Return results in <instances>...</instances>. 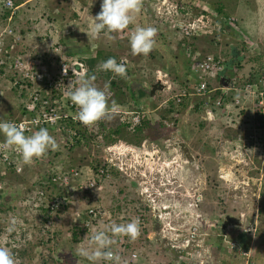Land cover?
Wrapping results in <instances>:
<instances>
[{"label": "clouds", "instance_id": "9594fccd", "mask_svg": "<svg viewBox=\"0 0 264 264\" xmlns=\"http://www.w3.org/2000/svg\"><path fill=\"white\" fill-rule=\"evenodd\" d=\"M182 2H185V0H180ZM1 2V0H0ZM8 6H11V0H7ZM158 2V1H157ZM160 3L165 4L167 1L161 0ZM143 6V0H102L101 6H100V12L92 14L91 16V24H90V34L93 36L91 38H94L95 40H98L101 35H103L108 40H115V36L113 34H119L120 36L127 37V33L130 34L129 42H130V48L133 55H142L147 57L156 47L157 44V35H158V29L157 27L161 25V23H165L166 20L162 19L161 17L164 16V14L161 13V8H157L153 10V15L148 14V18H151L152 20V26H139L136 25L132 29L129 28L130 25H134L136 22V17L141 12ZM175 7V6H174ZM21 6L17 4L16 0H12V8L11 9H4L1 7L0 4V11L4 12L3 18H8V21H11L12 19L18 17V11H20ZM14 13L12 14V12ZM204 11H202L203 13ZM177 13V11H172L171 13H167L168 15L174 16ZM199 13L200 15V21H204V25L206 22L210 21V25L214 22L217 26L218 30L221 31V23L225 24V20L223 17H220L219 24H217L215 21L208 20V17L205 16V14ZM206 13V12H205ZM95 16V17H94ZM206 17V19H205ZM154 18L155 20H153ZM214 18H216L214 16ZM198 21H194L195 25L194 28L201 33L203 32L204 28L200 26L199 18H196ZM15 19L14 21H16ZM214 20V19H213ZM149 22V20H148ZM185 22H179L176 27L179 28L181 37L183 40L193 39L195 38L192 36L191 38H186L183 36L181 29L182 25ZM227 23H229L230 28H236L237 23L235 19L232 17H228ZM8 24V23H7ZM15 27V26H14ZM132 27V26H131ZM9 30L12 31V34H9L10 36L13 35L15 30L12 27L7 26L6 29H3L1 34H5V32H8ZM225 32V31H224ZM236 32V31H235ZM7 36V35H6ZM14 38L15 35H13ZM91 38L87 39L88 42L91 40ZM180 39V38H179ZM248 38L246 35H244V41ZM181 41V40H180ZM185 42V41H184ZM246 42V41H245ZM87 46H90V49H93V47H96L93 43L92 45L87 44ZM185 46L188 49H192L193 52L187 53V56L182 54V47ZM181 49H178L180 54L183 56V59L188 58L191 60V57L194 53H198L200 57H204L207 55H212L215 58H220V55H214L213 53H201L198 49L191 47L190 44L187 42L182 43ZM9 49L12 51L15 49L13 46L6 49H1L0 52V61L4 60V65L0 64V74H4L9 79V85L8 88V95L11 93H15L17 97V103H18V109H17V115H10L8 118H2L0 116V149H15L19 154L14 153L11 156L10 164L7 166H3L0 168V185H1V179L7 177L9 174H12L16 167L20 164L21 161L22 164L34 166L33 164H40L37 161L40 159H43L47 156L48 152L56 151L58 150L59 146L61 147V144L59 141H57L56 137L53 136L47 128L41 127L37 131H33L31 135H26V128L24 124H16L14 122H10V119H18L21 116L20 111V99L18 96L17 87L13 85L15 79L19 74L17 72H14L8 70V66L16 60L14 58L13 53H10ZM78 50L82 51L84 54L78 53L75 55V52H78ZM66 49L65 56L68 58H74L80 61L84 69L86 70V73L84 75H81L79 77L78 86H75L74 88L68 90L65 94L68 97V99L71 101V103L76 106L77 112L75 114V118L78 120L79 123H81L85 127H95L100 122L106 121L109 119H114L115 121H118L116 127H120L123 132H127L129 135H133V137H137L136 141L142 142L144 146L142 148L138 145H135V143L125 142L126 144L133 145L140 149L139 153L135 154L131 151H126L131 153L133 156L131 157V162H129V167L122 168V165H127L126 162L120 161H114L113 159H107L104 158V162L100 167L106 168L110 165L111 160L115 162V167L111 166V172L119 175L120 177H124L125 179L128 178V181L130 182V186H128V190L121 195L123 198H127V201H123L120 207L118 208V213L120 212L121 215L124 213L123 204L124 202H128L130 206L134 204L133 213L134 215L127 214V216H123L124 219L122 221L126 223H118L117 216L116 223H112L109 226H106L103 230H96L91 235L88 241V247H80L78 249V254L85 259H87L90 264H149L148 261H153L156 263V260L144 258L142 255L139 254L140 249L134 250L133 244L134 242L140 237V235L143 237V239L147 240L148 246L150 245V239L155 241L156 248L158 250V253L166 258L165 263L168 264H176V262L179 261L180 258L186 259V254L191 253L189 255V260L186 261L184 264H208L211 259V253L213 251V242L217 239H221V237H224L228 242H223V249L226 252V260H231L233 262H237V264H244L245 258L241 256L242 251H249V264H256L259 263L258 259L255 257V252L258 251L259 247H261L264 241L260 238L255 240V234H256V220H258L257 216L255 215L254 223L251 222L246 223V220H248L247 215L240 213L239 215H235L234 213L231 214L232 206L228 205V203H223L224 205H228L227 209L225 208L224 212H221L218 215H213L211 219L206 216H202V211L200 210L199 200H200V192L197 190L196 193H192V197H190V193L185 190L183 183L182 176L185 174L186 171L184 169V166L186 164H183L185 160H181L182 155L179 153V144L183 143L185 147L188 148L189 151H192L193 149L189 146L188 141H190L189 137H179L176 136V133H178L183 129H187L188 121L190 120V115L198 118L195 122L194 130L202 128L204 124L209 125L210 127H215L217 125V128L220 130V138L217 142V145L213 147L212 149V159L213 158V151L216 150L217 155L220 156V149H224V153L222 155L224 157H227V164L230 163L229 161H233L236 163V165L243 163L246 165V161L250 165H253L254 161H259L261 170V176L260 179L257 180V189L258 194L255 196H252V200H255L256 204L261 203L264 207V196L262 195L264 191V110L262 108H258L255 102H252V95H250V91H252L254 88L261 89V84L257 83L259 79L264 78V64H262V67L258 68H252L248 67V65H242L241 60L243 59V56H238V51L235 49L230 50V59L229 61L224 60V71L221 73V76H217L216 85H219V87L226 90V88H231L232 84L239 88L240 90V96L242 98L241 105L237 106L232 110L230 114L221 113V110H218V113L214 112L213 110H208L207 112L204 111V109L201 106V101L198 98H183V103L180 104V106L175 107L173 100H169L167 104H163V102L169 97H173L180 89L184 86L185 82L188 80V78L191 76V71L189 73H185V75H182V81L181 83H177L174 81H171L168 79V75H165L161 73L159 70L158 74L155 75L156 79L154 82L146 83L145 80L142 83H138L139 86L137 89L129 88L130 91H127L125 94L129 99L127 102H115L113 98V92L110 91V84L105 83L103 88L97 86L96 84V75L92 74L94 71H98L99 68L101 71L111 72L115 76H118L122 79H127V68H129V64H132L131 68H134L133 61H129L128 59L121 58V59H115V58H109L106 61H102L101 65L96 66V63L98 60H100V57L97 56L98 60H95L94 63L91 65H88L87 61L90 59H96V54L100 53L99 50L94 52L93 54H90L88 52L89 49ZM246 50V49H244ZM257 50V49H256ZM18 53V52H16ZM246 56V55H245ZM8 57H11L13 59L9 60L6 59ZM58 61V58L56 59ZM86 61V62H85ZM44 62L47 65V60H41V63ZM227 62H230L229 65H227ZM236 62V63H235ZM248 62V61H247ZM235 63V64H234ZM95 64V65H94ZM40 65V63H39ZM38 65V66H39ZM44 66L42 63L39 66V69ZM189 67H190V61H189ZM31 68V67H30ZM248 69L249 74H245L243 72V69ZM34 69L30 70L33 72ZM17 71V69H16ZM92 74V75H91ZM247 75V76H246ZM163 78L165 80H163ZM176 81V79H174ZM160 82L164 87L161 91H156L155 94L150 97L149 91L151 89V85ZM224 83L226 85H224ZM114 84V83H111ZM254 87V88H248V86ZM256 85H259L260 87H256ZM174 86V88H173ZM143 87L147 91V96L145 98L143 97H137L133 98L130 96V92L132 90L136 91ZM167 87H169V90H167ZM124 91V90H123ZM224 91V90H223ZM165 93L163 94L164 99L157 105L155 108L148 109V104L152 101L153 103L156 101L154 100L156 98V94L158 93ZM121 93L122 97L123 94ZM139 93V92H138ZM161 93V94H162ZM228 93L233 96V91H228ZM2 93H0L1 95ZM7 95V92L5 93V96ZM4 96V97H5ZM155 97V98H154ZM112 98V99H110ZM142 98V99H141ZM244 98L246 100H244ZM195 100H197L195 102ZM111 101V102H110ZM149 102V103H148ZM189 102V103H188ZM171 104V107L169 106ZM146 105L148 108L146 109ZM182 105V106H181ZM256 105V106H255ZM145 106V109L143 108ZM135 107H137V110H141L143 113L140 116V123L138 126L135 127V131L132 133L130 132L127 127H129V124L121 123L120 118L123 115L122 112L127 110H134ZM140 108V109H138ZM224 107L222 108L223 111ZM116 111H120L122 114H118ZM176 112L177 118L175 116H172L171 114L173 112ZM157 113L156 119L154 118V122L158 123L163 127V129H168L170 132V136L168 138H164V141L166 139H169L171 136H175L178 138V141L176 142V146L173 147V149H167L164 148V150H159L158 147H156L155 141L159 142L162 138L159 139H148L145 136L144 131H146V128L150 127L151 121L150 116L151 114ZM158 119V121H157ZM153 120V119H152ZM130 121V120H129ZM163 121L165 123H163ZM221 123L222 128H220L219 123ZM149 123V124H148ZM173 123V126H168L169 124ZM216 124V125H215ZM193 126V123H191ZM121 131V132H122ZM231 131V132H229ZM99 132V133H98ZM233 132V133H232ZM225 133V134H224ZM83 139L84 142L80 144V142L77 145H74V147H78L79 145L82 147H86L88 136L93 137H101L104 141L105 138L101 134L99 130V126L93 130V131H84L83 133ZM229 135V136H228ZM188 138V139H187ZM117 139V140H116ZM121 141L119 138H114L115 144L117 142ZM115 144H113L111 147H107L106 150L113 151L115 149ZM147 145L149 149H144V147L147 148ZM74 147L70 148L73 149ZM102 151L105 149V145L102 146ZM63 148V147H61ZM227 148H230L231 152L230 154H226L225 150ZM232 148V149H231ZM70 149H65V151H69ZM161 149V148H160ZM167 150H176L177 156L176 159L170 164V167L158 166L153 162V159L156 156H159V154H154L155 150H157L159 153H166ZM201 149V148H200ZM250 150L254 151L253 155H250ZM166 151V152H165ZM238 151L241 152L240 156L235 155ZM249 151V153H248ZM151 153V154H149ZM191 155L194 158L197 157L199 153H192ZM203 154V152L201 151ZM143 154L148 155L147 163L143 162L139 157H143ZM205 155V153L203 154ZM207 159H211L207 154ZM215 156V155H214ZM136 157V158H135ZM218 158V164L221 165ZM240 160L237 162V159ZM216 162V161H213ZM58 164V162H54V164ZM181 164V167L179 169V165ZM203 163H207V161H204ZM56 164V165H57ZM189 164V163H188ZM226 164V165H227ZM63 167L73 168L77 167L76 165H70L69 164H61ZM59 166V165H58ZM178 166V168L175 169V167ZM197 169L199 167L196 165ZM235 166V164H234ZM78 168V167H77ZM96 170L99 167H93ZM121 168V169H120ZM183 168V169H182ZM40 169H46V175L40 176L39 181H36V184L33 185L36 188L35 196L31 197L32 203H34L35 200L41 201V199L45 200V203H42L41 205L38 203H34L32 207L34 208V211H37L38 208L42 209V207L45 205L47 210L44 211L47 212L48 217L50 215H54L57 212L64 209L66 204L69 202L70 197H75L76 193H79L80 191L85 192L87 190H91L93 188H89L87 186V182L81 181L83 183V187L87 186V189H77L75 188L74 192H72L67 202L64 205H61L57 210L51 211L50 210V202L53 199V189L50 191L48 182L46 180L48 176V164L41 165ZM135 172H133L132 170ZM182 169V172H180ZM198 169V170H199ZM252 169L258 170V166H254ZM82 172V175L91 173L92 171L89 169L87 173H84L82 169H80ZM183 170H185L183 172ZM129 171V173H128ZM179 171V172H178ZM198 172V171H197ZM201 172V171H200ZM187 174V171H186ZM186 174L184 176H186ZM182 175V176H181ZM37 177V176H36ZM218 178L223 180V183L233 182L234 179L228 177V174H223L222 170H218ZM83 179V176H82ZM243 184V182H241ZM101 184V183H100ZM98 185V184H97ZM132 186V187H131ZM263 186V187H262ZM243 187H246L243 185ZM260 188V191H259ZM1 189V187H0ZM55 189V188H54ZM56 190V189H55ZM143 190H146V196L150 194V197L147 196L146 203L142 202L139 193H142L145 195V192ZM182 190V191H181ZM57 192V191H56ZM241 191H239L240 193ZM40 193L43 195L41 196ZM75 194V195H74ZM129 196V197H128ZM141 196V195H140ZM244 195H242L243 197ZM142 197V196H141ZM51 198V199H50ZM143 198V197H142ZM187 198L192 202V209L194 210H187L184 206V201ZM223 199H221L222 201ZM131 202L133 204L131 205ZM201 202V200H200ZM214 205H217L215 202H213ZM149 205V207L147 206ZM139 206V207H138ZM152 208V212H150V209ZM215 208V207H214ZM39 209V210H40ZM138 210L143 211V213L146 215L147 220L145 221L144 227L141 228V221L139 217L133 218L135 215H137ZM262 211V210H261ZM82 212V211H81ZM84 213V212H83ZM84 217L88 218V222H90V218L92 217V220L94 216L96 215L93 210L85 211ZM189 218L187 219L186 216ZM226 216H230L233 218L238 219L240 226H227L224 229H221V225L224 221V218ZM241 216V219L239 217ZM82 217V220L84 219ZM191 219V220H190ZM18 218H13L11 221V224L7 228L8 232H12L15 230V226L18 223ZM195 226L200 233V237L196 240H193L191 244L185 249L178 248L173 249L169 246V240L168 238L172 236L171 234L174 233V230L178 227L184 226L182 236H186L188 233V229H190L192 226ZM254 225V227L252 226ZM187 228V229H185ZM188 230V231H187ZM143 231L147 232V236L143 234ZM152 234V236H151ZM126 237V248L127 245H129V248H127L126 258L122 259L120 255L112 251V246L117 243L118 237ZM151 236V237H150ZM129 238V240H128ZM154 239V240H153ZM154 243V244H155ZM233 244V248L230 247V245ZM151 245H153L151 243ZM152 249H156L154 246H151ZM162 250V251H161ZM196 252V254H195ZM132 255H136L137 258L133 259ZM146 260V261H145ZM145 261V262H144ZM127 262V263H126ZM187 262V263H186ZM0 264H21V261L18 257V255L8 246L6 245H0ZM86 264V263H85ZM179 264V263H178Z\"/></svg>", "mask_w": 264, "mask_h": 264}, {"label": "rangeland", "instance_id": "374dc122", "mask_svg": "<svg viewBox=\"0 0 264 264\" xmlns=\"http://www.w3.org/2000/svg\"><path fill=\"white\" fill-rule=\"evenodd\" d=\"M160 1L161 0H143L142 10L136 17L135 24L130 25L133 27L136 25L152 26L153 23L152 20H150L151 18H148V14L153 15L154 9L161 8V13L164 14L161 18L165 19L166 22L163 24L161 23V25L157 27V44L147 57L132 54L129 33H127L128 39L124 36L122 38L119 33L113 34L116 37L115 40L110 41L101 35L98 40L94 41V38H91L88 42L85 28L79 29L76 22L81 23L79 21H83L82 15L84 13L82 14V12L85 8H89L90 5L93 4V0H16L17 4L21 6L20 11L17 12L18 17L8 21V18H3L5 13L0 11V33H3L1 31L9 26L15 30L13 35H15L16 38H14L13 35L10 36L8 32H5V34L1 35L0 44L2 46L0 47L1 49H6L13 46L15 51H11L10 49L9 51L13 53L14 58L17 60L18 69L16 72L19 75H21V71L22 73L32 69H34V72L38 71L39 66L42 64L41 60H47L49 53L56 55L57 51L55 52V49H60V51L64 53L66 49H89L88 52L90 54L99 50L100 60H98L96 66L101 65V60H105V58H115L118 60L125 58L129 61H133L135 65L134 68H131L132 64H129V68L126 66L127 70L129 69L127 72V79L115 76L111 72L101 71L100 68L98 71L92 72V74H95L97 77L95 81L97 86L103 88L105 83L111 85L109 90L113 92L115 102H127L129 97H127L125 93L130 91L129 88L137 89L139 86L138 83H142L144 80L146 83L154 82L156 79V71L161 70V67L164 68L167 66V70H162V73L168 75L171 81L181 83L183 73L180 75L179 67L184 65V59L178 49H181L182 43L185 42L190 44L191 47L201 51V53L220 55V57L226 61L230 59V50L235 49L236 51L239 50V57L243 56V59L240 61L242 65L258 68L260 66L262 67L261 63L264 64V32L262 33L264 30V20L262 22L253 21L248 17L247 19L249 20L243 23V18H246L247 13L257 16L258 13L261 12L258 19L264 18V15H262V12L264 14V0H261V2L259 0H185V2L180 0H166L167 3L165 4L160 3ZM172 5L175 7L173 8ZM219 8H222V15L224 14L235 19L237 23L236 27L243 23V34H247L248 36H246L248 38L246 42L243 38H240L239 34H237L233 28L225 30V32L219 31L214 22L210 25V21L203 25V32L201 33V31H199L194 36L195 38L188 40L182 39L179 28L175 26L177 23L189 22L194 19V21H198L196 18H199L200 21L202 19H200L199 13L204 11L202 14H205L208 20L214 21L213 19H215V22L219 24V19L222 16L220 15L218 18V14L216 13V9ZM172 11H177V13L174 16H167V13H171ZM84 12L86 14V11ZM213 14L216 18H214ZM15 19L17 20L14 21ZM152 19L155 20L154 18ZM200 22L204 24L205 20ZM200 22L198 23L199 25ZM257 24H259V28L255 27ZM246 25H248V28ZM93 43L96 47L90 49V46H87V44L92 45ZM96 56L98 55L96 54ZM27 62H33L34 66L31 68H23V65ZM13 63L14 61L11 65H13ZM174 63L178 64V69L175 68L176 65H174ZM91 67L93 66L91 65ZM243 72L249 74L247 68L243 69ZM1 75L2 74H0V76ZM36 76L37 73L34 77ZM6 77H0V93H2L0 95V105H3L6 97L9 96L8 88L10 85ZM174 79H176V81ZM163 80L165 79L163 78ZM111 83L114 84L112 85ZM6 92L7 95L5 96ZM134 92H130L129 94L136 96L137 100L139 95L137 92L134 94ZM121 93H124L123 97ZM161 93L162 92L157 94L154 103L152 101L150 103L148 102L149 108L146 105V109L153 110L155 106L164 99L165 96H163V94L165 93ZM196 101L197 100H195V102ZM143 108L145 109V106ZM7 112L9 113L10 111L7 110ZM156 117L157 113L151 114L150 121L152 125H150L149 128L147 127L146 131H144L146 132L145 136L148 139L168 138L170 132L168 129L165 130L161 125L154 122V118L156 119ZM190 117L192 118L188 121L187 127L194 130L193 127H195V122L198 118L192 115H190ZM106 122L109 123L108 126L112 125L113 127H116L118 123V121L112 118L106 120ZM191 123H193V126ZM219 126L222 128L221 123H219ZM208 127L209 125L204 124L202 128L194 130V133L191 132L192 135L188 143L193 149V152L196 151L199 153L197 157H199L201 161L199 162L200 169L198 172L196 171V174L194 173V181L193 178L181 175L183 178L182 185L188 194L190 193V197H192L193 192L196 193L197 190L200 192V210L205 212L208 217L210 215H218L220 211H227L228 205L232 206L231 214L234 213L235 215H239L242 213L245 216L247 215L248 220H246V223L251 222L253 224L254 219H252V217L254 218L255 215L258 214L257 216L259 217L258 220H256L257 226L254 237L255 240L256 238H261L264 241V207L262 206L261 208L260 201L256 204L255 200L251 198L258 194V191H256L257 180L260 179L262 170L258 165L260 162L256 160L253 165H250L248 161H246V165L244 162L238 165L233 161H229L230 163L228 164L226 161H223L221 165L218 164V162H213L215 160L212 159L211 152L219 141L220 130L217 128V125L215 127ZM119 139L125 142L131 141L132 143H138L136 141L137 137L129 135L126 131L121 132ZM95 141H97V137L92 138L88 136L86 147L81 148L79 145L69 151H65L64 147H59L57 151L50 150L45 158L37 161L40 164L35 163L33 164L34 166L30 168L28 167L29 165L22 164L20 161V164L12 174L2 178L3 180L1 179L0 187L2 189H0V195L8 192L12 197L7 203L0 198V245L10 247L18 255L21 264H38L41 257L46 259L49 255L58 258L57 264H82L83 262L81 260L84 259V257L78 254V249L80 247H88L89 238L94 231L103 230L106 226L116 223L115 217L117 215L127 216V214H135V212L133 213V208H135L133 202H131V205L133 204L132 206H130L128 202H124V213L122 215L120 212L118 213V208L122 202L127 201V198H123L121 195L128 190L130 182L128 178L125 179L114 173H112L109 179L102 183L100 182L101 184L99 183L93 189L85 192L80 191L76 193V195L74 194L75 197H72L74 201L72 202L69 200L67 207L54 215L48 217L47 212L45 213L40 208L34 211L32 207L34 203L40 205L45 203L43 199H41V201L35 200L34 203H32L30 199L32 196H35L37 188L33 185L36 184V181H39L40 176L46 175L47 173L46 169H40L39 171L38 168L41 167V165L50 163L54 168L58 166L53 165L56 161L60 165H67L70 163V165H76L79 169H82L84 173H87L89 169L93 171L92 168L95 166L100 167L104 162V158L113 159L114 161L118 159V162H126L127 165H122L123 169L125 166L129 167V163L132 164L129 162L133 156L131 153L119 149H114L110 152L106 150L107 147H111L115 144L114 141L105 139L104 151L91 147L94 146ZM201 151L203 154L205 153V155L200 153ZM206 154L211 157V159L208 160ZM253 154L254 151L250 150V155ZM213 158L215 159L214 155ZM235 160L238 162L240 159L237 158ZM204 161H207V163H203ZM254 166H258V170L252 169ZM219 168L222 170L223 174H228V177L233 178L234 181L223 183V180L218 178ZM184 173L186 174V171ZM241 182H243V184ZM243 185L246 187H243ZM3 190L4 193L2 194ZM239 191L241 192L239 193ZM242 195L244 196L242 197ZM184 199L185 209L194 210L192 209V202L187 198ZM221 199L223 200L221 201ZM213 202L217 205H214ZM223 203H228V205H224ZM225 208L227 210H224ZM262 209L263 211H261ZM88 210H93L96 215L93 220L92 217L90 218L89 226L86 229L87 231H84L82 236H78V245L72 247L70 243V238L73 237L71 230L74 228V224L76 222H81L82 217L85 215L79 217V212L82 211V213H85V211ZM14 217L18 218L19 222L15 226L14 231L8 232L7 228ZM186 218L189 219L187 216ZM252 226L254 227V225ZM76 229L77 230H74V232L81 233L80 230H78L80 229L79 226ZM144 235L147 236V234ZM62 241L66 242L65 246L68 247L67 250L63 249V251H61L62 249H59ZM151 243L153 245H151ZM154 243L150 239V245L147 246L149 248H151V246L156 248V243ZM152 251L158 253L157 248L152 249ZM224 251L223 249L222 252ZM257 256L258 254L255 252V257L258 259L259 264H264L263 257L258 258ZM153 260H156L158 264H168L165 263L166 258L159 253ZM86 264H90V262L87 260Z\"/></svg>", "mask_w": 264, "mask_h": 264}, {"label": "built area", "instance_id": "2783aa9c", "mask_svg": "<svg viewBox=\"0 0 264 264\" xmlns=\"http://www.w3.org/2000/svg\"><path fill=\"white\" fill-rule=\"evenodd\" d=\"M0 4L4 9L12 8V0L11 6H8L7 0H1ZM172 7L174 8L173 5ZM13 13L14 11L12 14ZM194 25V21L183 23L181 32L184 37L191 38L198 33V30L194 28ZM203 25L204 24L200 22V26L203 27ZM8 33L12 34V31L9 30ZM1 35L2 34L0 33V38H2ZM0 46L2 45L0 44ZM56 51V55H59L56 57V55L49 53V62H47V65L42 62L44 66H42L40 70L35 72L34 70L33 72L29 70L25 73H22L21 71V75L16 77L13 85L17 87V91L19 92L18 96L21 101V116L18 119H10L9 121L18 125L24 124L26 128V135H31L33 131H37L41 127L47 128L48 131L56 137L57 141H59L61 147L70 149L79 142L80 144L84 142V136L82 134L84 131H93L104 121L100 122L95 127L89 128L83 126L75 118L77 108L71 103L65 93L75 86H78L79 77L84 75L86 70L84 69L83 64L77 59L66 57L64 52L60 51V49H55V52ZM57 58L58 61L56 60ZM6 59L11 60L13 58L8 57ZM0 64L4 65L5 63L2 60L0 61ZM11 64L8 66V70L11 71L13 68V71L15 70L14 72H16V69H18L17 60H14L13 65ZM33 66V62H27L23 65V68H30ZM190 68L192 70L191 76L185 82L184 86L173 97H169V99L167 98L163 104H167L169 100H173L174 106L177 107L180 106L183 98H198L200 99L201 106L205 112L211 109L216 113H218V110H221V113L225 114H230L234 108L241 105L243 102L242 98L239 97L241 92L239 88L235 86V84H232L231 88L228 87L226 90L219 87V85H216V77L221 76V73L225 68L223 59L215 58L212 55L200 57L198 53H194L190 60ZM36 73L37 76L34 77ZM257 83L261 84L262 88L259 85H256V87H260L261 89L254 88L252 85H249L248 88H254L249 94L252 95V102H255L258 108H262L264 110V78L259 79ZM167 90H169V87H167ZM228 91H233V96H231ZM244 100L246 99L244 98ZM223 107L224 109L222 111ZM116 112L118 114L123 113L120 121L121 123H126L127 125L129 124L127 129L133 133L135 131V127L140 123V116L143 112L141 110H137V107H135L134 110L129 109L122 113L120 111ZM171 115L177 118L175 111ZM163 123L165 122L163 121ZM168 126H173V123L169 124ZM103 144L104 141L102 138L97 137V141H95L94 146L91 147L102 150ZM14 153L19 154L14 148L0 149V168L10 164L11 156ZM47 164L49 169L46 180L48 182L49 190L51 191L53 189L54 191L53 199L51 200L49 207L51 211H55L61 205H64L67 202L69 195L74 192L75 188L87 189L89 187L91 189L99 184L95 181V178H101L104 181L109 179L111 172L110 168L111 166L115 167L116 165L115 162L111 160V163L108 167H99L96 171H92L90 174L94 177V179L87 183L88 187H83V183H81L83 175L79 168L63 167L59 163H56L59 165L57 167L55 166L56 164H53L55 166L53 168L52 164ZM143 192H145V195L142 193H139L138 195L141 201L146 203L147 196L150 197V194L146 196L147 191L143 190ZM40 195L42 196L43 194L40 193ZM147 206L149 207V205ZM149 209L150 212H152V208ZM137 211V215L132 217L131 220L133 218L139 217L142 228L144 227L147 218L143 211L138 209ZM123 219V216L117 215V224L126 223L122 221ZM183 228L184 226L176 228L174 233L171 234L172 236L168 238V244L171 248L186 249L193 240H196L201 236L199 230L193 225L190 229H188L189 231L187 230L188 233L184 237L182 236ZM126 244V237H118L117 243L112 246V251L124 259L126 258L127 253ZM230 247L233 248V244H231ZM249 254V251L241 252V256L245 258L244 264H249ZM189 255L192 256L191 253H187L186 259L185 257L184 259L180 258L176 264H184L185 260H189ZM132 258L136 259L137 256L132 255ZM146 262L149 264H158L148 260Z\"/></svg>", "mask_w": 264, "mask_h": 264}, {"label": "trees", "instance_id": "16d2710c", "mask_svg": "<svg viewBox=\"0 0 264 264\" xmlns=\"http://www.w3.org/2000/svg\"><path fill=\"white\" fill-rule=\"evenodd\" d=\"M88 13H89L88 15L95 14L93 12V9H91ZM216 13L218 14V18H219V16L222 15V13H223L222 12V8L221 9L220 8L219 9H216ZM221 17H223V19L225 20V24L221 23V27H222L221 28V31L228 30L229 29L228 26H230L229 23H227L228 16H226V15L223 14ZM129 28L132 29L133 26L132 27L129 26ZM189 52L191 54V52H193V50L192 49H188L185 46L182 47V54L183 55H186L187 56V53H189ZM78 53L84 54L82 51L78 50V52H75V55H77ZM97 55L100 57V54L99 53ZM95 60H98L97 59V56H96V59H90L87 62L90 63V64H92V63H94ZM106 60H107V58H105V60H103V61H106ZM189 61L190 60L188 58H185L183 60V63H184L185 66L184 65H181V67H180V68H183L184 69V72L186 74L189 73L190 71H192L191 68L189 67ZM229 64H230V62H227V65H229ZM131 92H134V90H132ZM136 92L137 93L139 92L138 93V95H139L138 98L139 97L145 98L147 96V91L143 87L140 88V91H139V89L136 90L134 92V94H136ZM130 96L133 97V98H136V96H134V95H130ZM169 106L171 107V104ZM108 125H109V123L106 122V121H104L102 124L99 125V130H100L101 134L104 136V138L106 140H108V141H114V138L115 137L116 138H119L120 137L122 129L120 127H113L112 125L111 126H108ZM94 170H96V168H94ZM93 179H94V177L91 174L87 173V174H84L83 175L82 181H85V182L89 183ZM102 180L103 179H101V178L100 179H96L95 178V181L97 183H100ZM262 195L264 196V191H263ZM11 197H12V195L9 194L8 192L7 193L5 192L3 195H0V198L1 199H4L5 203H7L8 200L11 199ZM6 199H8V200H6ZM70 200L73 202L74 201V198L70 197ZM68 203L66 204V206L64 207V209L67 207ZM42 208H43L42 209L43 211H46L47 210V208H46L45 205ZM0 209H1V205H0ZM262 211H263V209H262ZM83 215H84V213L79 212V215L78 216L79 217H82ZM78 226L80 227V229H78V230H80L81 233H77L76 231L74 232V230H77L76 228ZM88 226H89V222H88V218H86V216L84 217V219L81 222H78V223L76 222L74 224V228L72 229L73 231L71 230V232L73 234V237L70 238V243L72 244V247L78 245V242H79V237L78 236L79 235L82 236V234L84 233V231H87L86 229L88 228ZM143 234H147V232L146 231H143ZM128 240H129V238H128ZM224 241L228 242V240H226L224 237H221V239H217V240H215L213 242V246L212 247H213V250L215 251V253L213 254L212 261L210 259V261H209L208 264H224V263L227 264V260L223 257L224 255L222 254L223 245H224L223 242ZM65 244H66V242H63V241L61 242V246H59V249L60 250L62 249L61 251H63V249L64 250H67L68 247L65 246ZM147 245H148L147 240L146 239H143V237L140 235L138 241L136 240L134 242L133 248H134V250L140 249L139 254L142 255L144 258L154 259L156 257V255H158V253L152 251V249L149 248ZM127 248H129V245H127ZM57 260H58V258H54L53 256H50L49 255L46 259H44L43 257H41V260L39 261L38 264H57ZM81 261L83 262L82 264H84L85 262L87 263V259H85V258L82 259Z\"/></svg>", "mask_w": 264, "mask_h": 264}, {"label": "crops", "instance_id": "0c3cea01", "mask_svg": "<svg viewBox=\"0 0 264 264\" xmlns=\"http://www.w3.org/2000/svg\"><path fill=\"white\" fill-rule=\"evenodd\" d=\"M260 2H261V0H259ZM93 4L92 5H90V7L89 8H85V10H83V12H82V14L84 13L85 14V12L84 11H86V14H85V16H84V14L82 15L83 16V21H79V22H81V23H78V22H76L77 23V26L79 27V29H84L85 28V34H86V38L87 39H89V38H91V37H93L91 34H90V24H91V15H88L89 13V11L91 10V9H93V12L94 13H99L100 12V6H101V3H102V0H93V2H92ZM255 3L257 4V2L255 1ZM261 4V3H260ZM260 13L261 12H259L258 13V15L256 16L255 14H251V13H247V15H246V18H243V23L245 22V21H247V20H249V19H251V20H255V21H259V22H262L263 20H264V18H262V19H258V17L260 16ZM262 15H264L263 14V12H262ZM213 16H215L214 14H213ZM256 16V17H255ZM95 17V16H94ZM245 17V16H244ZM249 17V19H247ZM81 20H82V18H81ZM85 20V21H84ZM214 21H215V19H214ZM75 23V24H76ZM242 23V24H243ZM242 24H240L238 27H236V28H234L233 30L234 31H236L237 32V34H239V36H240V38L242 39H244V34H243V29H244V27L242 26ZM259 24H257L255 27H258L259 28V26H258ZM248 25H246V27H247ZM249 27H251V26H249ZM248 28V27H247ZM78 30V29H77ZM246 30V29H245ZM247 31V30H246ZM264 32V30L262 31V33ZM246 36H247V34H245ZM248 37V36H247ZM86 41V40H85ZM245 41H247V40H245ZM251 41H254V40H251ZM174 65H176L175 66V68L176 69H178L177 67H178V64L177 63H174ZM180 68V67H179ZM161 70H159L161 73H162V70H167V66L166 67H161L160 68ZM178 72V71H177ZM179 72H180V75L182 74V75H185V72H184V69L183 68H180V70H179ZM158 74V71H156V75ZM163 74H165V73H163ZM166 75V74H165ZM2 76H4V77H6L4 74L3 75H1L0 77H2ZM168 77V79H169V76H167ZM7 78V80H8V82H9V79H8V77H6ZM170 80V79H169ZM170 82H171V80H170ZM151 83V82H150ZM156 96H157V94H156ZM155 98V97H154ZM11 101V102H8V101ZM9 104V105H8ZM8 105V106H7ZM17 109H18V103H17V97H16V94L13 92V93H10L9 94V96L8 97H6V99H5V103L3 104V105H0V116L2 117V118H8L10 115H17ZM4 110V111H3ZM7 110L8 111H10L9 113L7 112ZM6 111V112H5ZM213 214V213H212ZM202 216H206V217H208L207 216V214L205 213V212H203L202 211ZM213 216V215H212ZM212 216L210 215L209 216V219H211L212 218ZM211 253V261H212V259H213V254L215 253V251L213 250L212 252H210ZM257 254H258V258H261V257H263V259H264V245L262 244V246L261 247H259V249H258V251L256 252ZM222 254L224 255L223 257L224 258H226V252H222ZM225 264V263H224ZM227 264H237V262L235 261V262H233V261H231V260H229L228 259V261H227ZM256 264H259L258 262L256 263Z\"/></svg>", "mask_w": 264, "mask_h": 264}, {"label": "water", "instance_id": "95a60500", "mask_svg": "<svg viewBox=\"0 0 264 264\" xmlns=\"http://www.w3.org/2000/svg\"><path fill=\"white\" fill-rule=\"evenodd\" d=\"M224 85H226V84L224 83ZM163 87L164 86L159 81L157 83L151 85V89L149 91L150 97H152L156 91L163 90ZM114 147L117 150L119 149V150H123V151H131L132 153H135V154L139 153V151H140L139 148H137L133 145H130V144H126L122 141L117 142ZM178 147H179L180 152L182 153V155L185 158V161L183 162V164H188V163L194 164V158L191 155L188 148L185 147V145L183 143H180ZM153 153L159 154V156H156L153 159V162L155 164H157L158 166L165 165V167H170L171 166L170 164H172V162L176 159V157H178L176 150H169L166 153H159L157 150H155V152H153ZM239 219H241V216L239 217ZM227 226H240V223H239L238 219L230 217V216H226L224 218V221H223L220 228L224 229Z\"/></svg>", "mask_w": 264, "mask_h": 264}, {"label": "flooded vegetation", "instance_id": "af4514ba", "mask_svg": "<svg viewBox=\"0 0 264 264\" xmlns=\"http://www.w3.org/2000/svg\"><path fill=\"white\" fill-rule=\"evenodd\" d=\"M142 99V98H141ZM194 133V130L193 129H191V128H187V129H183L182 130V133H181V130L178 132V133H176V136H179V137H181V138H183V137H191V135H192V133ZM183 136V137H182ZM188 139V138H187ZM157 141V140H156ZM155 141V144H156V147H158V149L159 150H164V148H167V149H173V147L174 146H176V142L178 141V138L177 137H175V136H171L169 139H166V141H164V138H162L159 142H156ZM138 142V141H137ZM189 144V143H188ZM135 145H139L141 148H142V146H144L143 145V143L142 142H138V143H136L135 142ZM161 148V149H160ZM144 149H149V147H148V145H147V148L146 147H144ZM166 149V151H169V150H167ZM232 149V148H231ZM165 151V152H166ZM190 152H192V153H197L196 151H190ZM230 152H231V150H230V148H227L226 150H225V153L228 155V154H230ZM181 155H182V153L181 152H179ZM201 153V152H200ZM213 153H214V155H215V161L217 162L218 161V158H217V156L219 157V161L220 162H222V161H226L227 160V157H229V155L227 156V157H224L223 155H222V153H224V149L223 148H221L220 149V156L219 155H217V153H216V150H214L213 151ZM210 155V154H209ZM235 155H237V156H240L241 155V152L240 151H238ZM136 158V157H135ZM141 160H143V162H145V163H147V160H148V155H145V154H143V157H139ZM181 160H185V158H184V156L182 155V158H181ZM199 162H201L200 161V159L199 158H196L195 157V162H194V164H186L185 166H184V169L187 171V174H186V176L188 177V178H193V181H194V175L197 173L196 171H198V169L196 168L197 166L196 165H198V163ZM177 165H179L180 167H179V169L181 168V167H183V166H181V164H178L177 163ZM176 168H178V166H176L175 167V169ZM183 169V168H182ZM182 169H181V171L180 172H182ZM185 170H183V172L185 171ZM179 172V171H178ZM195 173V174H194ZM185 175V174H184Z\"/></svg>", "mask_w": 264, "mask_h": 264}, {"label": "bare ground", "instance_id": "6f19581e", "mask_svg": "<svg viewBox=\"0 0 264 264\" xmlns=\"http://www.w3.org/2000/svg\"><path fill=\"white\" fill-rule=\"evenodd\" d=\"M149 154H151V153H149ZM22 165V164H21ZM24 166V165H23ZM3 180V179H2ZM35 180V179H34ZM4 184V183H3ZM2 189V188H1ZM8 189V188H7ZM3 192H4V190H3ZM3 192H2V194H3ZM7 193V192H6ZM7 196V195H6ZM8 198V197H7ZM6 200H8V199H6ZM3 201H4V199H3ZM5 202V201H4ZM43 209V208H42ZM46 209V208H45Z\"/></svg>", "mask_w": 264, "mask_h": 264}]
</instances>
